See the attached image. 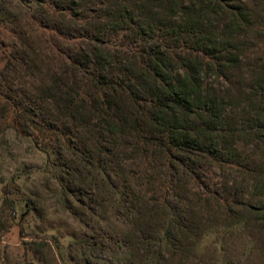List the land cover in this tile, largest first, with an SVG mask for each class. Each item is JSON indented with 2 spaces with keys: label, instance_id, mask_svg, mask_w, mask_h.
Wrapping results in <instances>:
<instances>
[{
  "label": "trees",
  "instance_id": "trees-1",
  "mask_svg": "<svg viewBox=\"0 0 264 264\" xmlns=\"http://www.w3.org/2000/svg\"><path fill=\"white\" fill-rule=\"evenodd\" d=\"M98 4L114 19L108 25L98 23L96 11L81 15L75 21L93 22L73 36L56 22L74 20L70 7L47 0L51 12L29 14L55 52L40 60L36 88L0 90L2 111L14 112L13 129L26 136L33 110L45 101L62 119L56 131L67 141L78 127L87 133L100 180L111 173L116 179L109 184L117 216L131 226L116 242L156 249L147 256L185 261L208 235H232L251 220L264 225V199L247 198L264 194V0ZM58 40L78 49V66L88 73L78 86L62 82L76 62ZM1 59L10 62L5 52ZM34 59L14 56L24 73ZM113 64L116 77L95 75L96 67ZM208 175L221 181L222 193L202 187ZM2 192L14 209L9 197L18 189L8 182ZM19 233L27 236L21 224Z\"/></svg>",
  "mask_w": 264,
  "mask_h": 264
},
{
  "label": "rangeland",
  "instance_id": "rangeland-1",
  "mask_svg": "<svg viewBox=\"0 0 264 264\" xmlns=\"http://www.w3.org/2000/svg\"><path fill=\"white\" fill-rule=\"evenodd\" d=\"M51 1L63 8L70 7L76 14L70 21L56 18L66 35H78L91 26V19L87 25L75 21L81 15L91 18L96 11L98 23L108 25L114 19L100 9V0ZM36 10L44 14L52 8L47 0H0V90L9 88L14 93L21 86L28 91L32 84L36 88L42 80L39 69L45 64L40 60L48 62L54 57L55 49L47 47L46 34L29 18ZM54 42L60 50H68L70 60L76 62L73 66L67 60L62 82L82 84L88 73L83 65V69L78 66L82 59L77 47L60 40ZM31 51L38 55V61ZM3 52L9 64L1 59ZM17 55L34 59L32 70L24 73L14 60ZM118 67L98 66L95 75L116 77ZM93 89L89 86L86 90ZM2 105L0 99V264H264V225L252 220L246 229L232 235L206 236L195 258L185 261L147 256L156 249L133 242L119 245L116 238L125 236L131 226L125 215L117 216L111 200L109 182L116 180L113 174L105 182L100 180L98 155L90 143L91 137L78 127L67 141L56 131L62 119L53 105L45 101L33 110V123H29L27 135H20L12 127L14 112H3ZM42 122L48 127L41 132L35 126L42 127ZM8 182L19 192L9 197L15 199L14 209L5 203L2 192V186ZM205 186L222 193L221 181L211 175L203 179L202 187ZM247 198L250 203H259L264 194ZM20 224L27 236L19 233ZM35 234L41 238L34 237Z\"/></svg>",
  "mask_w": 264,
  "mask_h": 264
}]
</instances>
